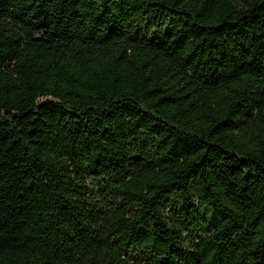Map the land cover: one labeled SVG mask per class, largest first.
<instances>
[{"label":"trees","instance_id":"trees-1","mask_svg":"<svg viewBox=\"0 0 264 264\" xmlns=\"http://www.w3.org/2000/svg\"><path fill=\"white\" fill-rule=\"evenodd\" d=\"M0 264H264V0H0Z\"/></svg>","mask_w":264,"mask_h":264}]
</instances>
